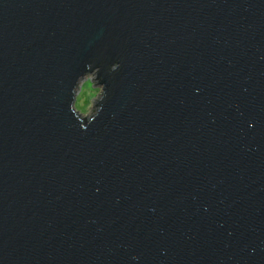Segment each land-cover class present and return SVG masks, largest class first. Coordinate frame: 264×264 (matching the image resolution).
I'll list each match as a JSON object with an SVG mask.
<instances>
[{
    "label": "water",
    "instance_id": "95a60500",
    "mask_svg": "<svg viewBox=\"0 0 264 264\" xmlns=\"http://www.w3.org/2000/svg\"><path fill=\"white\" fill-rule=\"evenodd\" d=\"M0 264H264V0H0Z\"/></svg>",
    "mask_w": 264,
    "mask_h": 264
},
{
    "label": "clouds",
    "instance_id": "9594fccd",
    "mask_svg": "<svg viewBox=\"0 0 264 264\" xmlns=\"http://www.w3.org/2000/svg\"><path fill=\"white\" fill-rule=\"evenodd\" d=\"M119 67V61L114 60L109 65V70H115ZM74 86L77 89L71 102L70 111L78 113L80 116L87 117L90 112L98 113L101 109L94 105L95 101H102L106 96L105 86L95 79L91 74H78L74 80ZM136 259V257H133Z\"/></svg>",
    "mask_w": 264,
    "mask_h": 264
}]
</instances>
